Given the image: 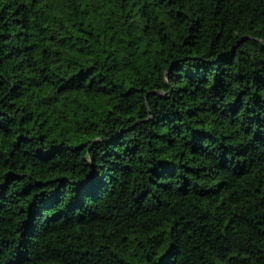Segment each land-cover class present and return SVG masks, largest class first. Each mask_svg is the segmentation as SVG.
Returning a JSON list of instances; mask_svg holds the SVG:
<instances>
[{"label": "trees", "instance_id": "trees-1", "mask_svg": "<svg viewBox=\"0 0 264 264\" xmlns=\"http://www.w3.org/2000/svg\"><path fill=\"white\" fill-rule=\"evenodd\" d=\"M0 264H264V0H0Z\"/></svg>", "mask_w": 264, "mask_h": 264}]
</instances>
